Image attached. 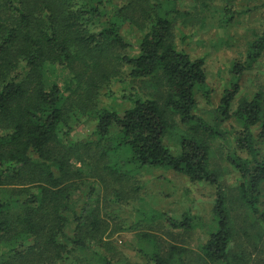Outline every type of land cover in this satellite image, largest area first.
Returning <instances> with one entry per match:
<instances>
[{
    "label": "trees",
    "instance_id": "obj_1",
    "mask_svg": "<svg viewBox=\"0 0 264 264\" xmlns=\"http://www.w3.org/2000/svg\"><path fill=\"white\" fill-rule=\"evenodd\" d=\"M180 1L0 0V264H65L90 243L100 262L112 264L104 255L111 242L103 239L109 224L98 201L73 206L86 173L73 162L120 185L143 169H167L214 188L208 223L190 210L178 219L162 212L143 216L142 223L160 219L180 241L164 249L156 233L141 232L134 249L140 264H189L191 254L198 264H244L243 251H232L236 229L243 228L241 209L252 216L249 227L264 232V155L256 147L257 139L264 141V90L231 108L241 77L264 53V19L244 62L231 66L234 82L223 90L210 124L194 114L196 94L208 99L204 58L175 42L176 19L191 16L177 8ZM223 11L233 15L227 6ZM125 25L140 33L137 45L125 42ZM121 79L152 91L123 95L122 111L99 107L100 91ZM88 120L95 122L91 138L70 141L73 125ZM224 124L231 132H221ZM226 134L245 155L226 158L239 175L233 198L210 166L209 141ZM118 152L125 157L112 161ZM113 192L122 200L120 190ZM197 228L205 239L195 253L183 235ZM260 236L245 233L242 239L257 245Z\"/></svg>",
    "mask_w": 264,
    "mask_h": 264
},
{
    "label": "rangeland",
    "instance_id": "obj_2",
    "mask_svg": "<svg viewBox=\"0 0 264 264\" xmlns=\"http://www.w3.org/2000/svg\"><path fill=\"white\" fill-rule=\"evenodd\" d=\"M194 1L182 0L178 3L177 8L180 11L191 13V16L176 19L175 42L190 56L204 58L208 99H205L203 92L196 94L197 107L194 114L212 124L213 108L218 103L223 90L229 86L231 81L234 82L229 72L231 66L234 62H244L248 45L260 35L264 19V0H232L229 3H226V0H203V3ZM224 6L231 10L232 16L224 14ZM122 36L125 42L132 46L137 45L140 39V33L129 30L127 25L122 28ZM183 36L186 38L182 41ZM121 80L100 91L97 98L99 107L122 111L127 106V102L122 98L123 95L129 96L132 93H137L146 96L152 91L146 84L142 85L138 82L129 84L128 81ZM239 83L240 91L234 100L232 110L238 106L241 100H249L255 92L264 90V53L251 69L244 72ZM94 126L93 120L84 121L78 126L73 125L74 130L70 134L69 140L72 142L88 140L91 138ZM221 130L223 133L231 132V125L224 124ZM259 131L258 126L254 128L255 135ZM168 142L165 141V144L174 152L175 145ZM209 144L211 169L217 173L219 184L227 196L233 198L237 194L239 175L228 164L226 158L228 154L234 153L239 157H245V155L235 150L234 137L231 134L214 138L209 141ZM256 147L263 156L264 141L257 139ZM124 157L123 152H118L113 154L111 159L115 161ZM73 163L76 167H83L86 172L83 175V184L73 194V206L78 208L85 202L98 201L102 218L109 224V230L103 235V239L111 242V246L104 255L111 259L112 264L143 263L134 250L138 246V234L143 231L151 230L156 233L161 239L164 249L168 242L180 241V238L174 234L171 238L166 233L167 230L162 226L160 219L142 223L143 216L162 212L178 219L185 210H190L192 214L200 217L203 223H208L212 217L214 188L210 185L191 183L185 177L167 169H143L135 173L134 178L129 182L120 185L104 174L100 181L99 176L101 175L96 173L95 169L91 172L88 164ZM90 164L92 165V161ZM137 187L138 191L134 192ZM91 188H95V190L91 199L87 200V194ZM114 189L120 190L124 200L115 196L118 194L113 192ZM260 201L264 203V188ZM234 205L236 209H239V202L233 201L231 206ZM246 209L247 207L241 209L245 216L239 212L243 228H241L242 230L236 229L238 238L234 242L232 251L240 252V249L243 251L244 264H264V236H262L264 232L261 228L252 229L249 227L252 216ZM245 233L251 236L260 233L261 242L257 245L244 243L242 238ZM204 239L205 231L202 228L183 235V240L195 253L198 252L197 248ZM241 243L242 248H237V245ZM91 244H89L88 251L73 254L71 260L65 264H104L94 254L97 252L96 245L92 246ZM189 258V264H198L199 260L194 254H191Z\"/></svg>",
    "mask_w": 264,
    "mask_h": 264
}]
</instances>
